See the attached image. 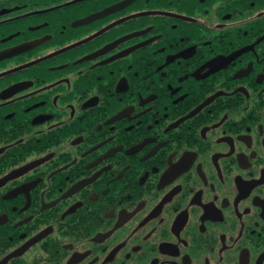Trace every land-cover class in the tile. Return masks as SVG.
I'll return each mask as SVG.
<instances>
[{
	"label": "flooded vegetation",
	"instance_id": "flooded-vegetation-1",
	"mask_svg": "<svg viewBox=\"0 0 264 264\" xmlns=\"http://www.w3.org/2000/svg\"><path fill=\"white\" fill-rule=\"evenodd\" d=\"M0 264H264V0H0Z\"/></svg>",
	"mask_w": 264,
	"mask_h": 264
}]
</instances>
